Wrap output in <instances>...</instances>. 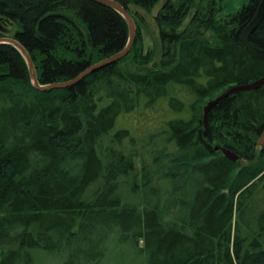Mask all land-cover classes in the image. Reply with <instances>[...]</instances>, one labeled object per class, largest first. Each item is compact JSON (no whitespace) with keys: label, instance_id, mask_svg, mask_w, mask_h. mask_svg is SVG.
<instances>
[{"label":"trees","instance_id":"trees-1","mask_svg":"<svg viewBox=\"0 0 264 264\" xmlns=\"http://www.w3.org/2000/svg\"><path fill=\"white\" fill-rule=\"evenodd\" d=\"M115 1L136 24L129 54L70 87L36 88L0 44V264H264V85L204 112L264 77L240 41L263 0L224 18L223 0H165L150 48L131 7L161 0ZM9 25L43 85L129 40L123 15L94 0H0V38ZM250 40L264 49V18Z\"/></svg>","mask_w":264,"mask_h":264},{"label":"water","instance_id":"water-1","mask_svg":"<svg viewBox=\"0 0 264 264\" xmlns=\"http://www.w3.org/2000/svg\"><path fill=\"white\" fill-rule=\"evenodd\" d=\"M94 1L111 6L114 9H116L120 14L123 15V17L127 20L128 25H129V40H128L126 47L123 50L105 58L104 60H101L100 62H97L89 66L81 74H79L77 77L71 80L64 81V82H55V83H50L46 85L40 84L38 80V76H37L36 67L28 51L26 50V48L14 37L5 36V37L0 38V44L1 43L11 44L15 46L24 56L25 60L27 61L29 70H30L31 79L36 88L40 90H51L55 88L70 87L74 85L75 83L79 82L81 79H83L85 76H87L94 70L101 68L102 66H105L107 64L114 63L129 54L133 46L134 39L136 37V24H135L133 17L130 15V13L127 11V9L123 5H121L119 2L115 0H94ZM263 18H264V0L260 4L252 20L249 22V24L246 26V28L242 31L240 35L241 43L244 46H246L252 53L259 56L260 58H264V49L253 44L250 40V36L253 33V31L258 27V25L263 20ZM263 85H264V77L254 82L247 83V84H240V85L238 84V85H232L228 87L220 95H218L217 97L207 102V104L204 107L205 119L207 118V113L209 112V110L212 109L217 103H219L221 100L225 99L226 97L232 94L238 93V92H242V91L255 90V89L262 87ZM260 142L264 143V131L262 133ZM224 154L225 156H227L228 158L232 160L238 159V155L229 149H225Z\"/></svg>","mask_w":264,"mask_h":264},{"label":"rangeland","instance_id":"rangeland-1","mask_svg":"<svg viewBox=\"0 0 264 264\" xmlns=\"http://www.w3.org/2000/svg\"><path fill=\"white\" fill-rule=\"evenodd\" d=\"M165 0H161L158 4L155 5V7L153 8V10L151 12H148L147 10L140 8V7H136V6H132L131 9L134 12H138L143 16V23H142V27H144V30L142 31V34L144 35V41H145V48H150L153 47L155 45V37L157 36V25L155 22V15L157 14L158 10L161 8L163 2ZM246 2V0H223L221 2V13L219 15V17L224 18L226 17L228 14L230 13H234L237 10H239L244 3ZM14 30H16V27L14 25H9V30L7 31V36L9 37H13V33ZM209 36V34H208ZM160 58V54L158 53L157 57L155 58V62L158 61ZM137 117L136 116V127L139 129V132H142V130L147 129V122L144 125V121L139 120V122L137 123ZM144 146V141L140 140L139 144L137 146L138 149V155L136 157V161L139 165V167L142 166L143 162L146 160V155H145V149L143 148Z\"/></svg>","mask_w":264,"mask_h":264},{"label":"bare ground","instance_id":"bare-ground-1","mask_svg":"<svg viewBox=\"0 0 264 264\" xmlns=\"http://www.w3.org/2000/svg\"><path fill=\"white\" fill-rule=\"evenodd\" d=\"M221 93H222V92H221ZM221 93H220V94H221ZM220 94H218V95H220ZM218 95H217V96H218ZM217 96H215V97H217ZM215 97H214V98H215ZM211 99H213V98H211ZM211 99H209V100H211ZM209 100H208V101H209ZM208 101H207V102H208ZM206 104H207V103H206Z\"/></svg>","mask_w":264,"mask_h":264}]
</instances>
